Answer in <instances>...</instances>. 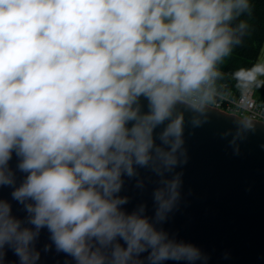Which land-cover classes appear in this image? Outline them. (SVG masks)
Here are the masks:
<instances>
[{"label": "water", "instance_id": "95a60500", "mask_svg": "<svg viewBox=\"0 0 264 264\" xmlns=\"http://www.w3.org/2000/svg\"><path fill=\"white\" fill-rule=\"evenodd\" d=\"M0 57V264H264V123Z\"/></svg>", "mask_w": 264, "mask_h": 264}, {"label": "built area", "instance_id": "2783aa9c", "mask_svg": "<svg viewBox=\"0 0 264 264\" xmlns=\"http://www.w3.org/2000/svg\"><path fill=\"white\" fill-rule=\"evenodd\" d=\"M109 0L94 23L85 29L81 42L55 43L41 34L37 20L23 22L17 30L0 28V57H11L34 72L46 65H65L80 75L126 84L166 98L190 101L198 107L207 104L221 112L233 113L247 120L264 123V99L257 97L252 84L237 92L227 82H221L217 71L202 61H190L181 66L162 60L165 45L159 43L156 52L146 59L120 56L108 48V39L115 26Z\"/></svg>", "mask_w": 264, "mask_h": 264}, {"label": "trees", "instance_id": "16d2710c", "mask_svg": "<svg viewBox=\"0 0 264 264\" xmlns=\"http://www.w3.org/2000/svg\"><path fill=\"white\" fill-rule=\"evenodd\" d=\"M39 1L21 0L11 20L12 31L24 21L36 20ZM108 1L89 0L87 9L98 16ZM263 43L264 0H203L178 63L185 66L190 61H202L217 71L221 82L241 92L250 85L248 80Z\"/></svg>", "mask_w": 264, "mask_h": 264}, {"label": "crops", "instance_id": "0c3cea01", "mask_svg": "<svg viewBox=\"0 0 264 264\" xmlns=\"http://www.w3.org/2000/svg\"><path fill=\"white\" fill-rule=\"evenodd\" d=\"M113 1L111 10L116 23L114 31L108 39L110 50L115 51L120 56L126 54L130 60L141 59L139 57L131 58L133 42L138 36L143 37V39L148 36L153 42L152 49L154 48L155 52L159 43L165 45L163 56L166 53L168 60L172 61L175 58L174 51L178 53L177 62L180 59L179 54L185 51L203 0ZM95 17H93L90 25L85 24L83 21L81 27L84 29L90 27L94 23ZM248 81L253 86L263 85L257 97L264 99V43ZM255 93L257 94L256 89Z\"/></svg>", "mask_w": 264, "mask_h": 264}, {"label": "rangeland", "instance_id": "374dc122", "mask_svg": "<svg viewBox=\"0 0 264 264\" xmlns=\"http://www.w3.org/2000/svg\"><path fill=\"white\" fill-rule=\"evenodd\" d=\"M89 0H40L34 12V17L41 26V34L47 35L51 41L63 44L69 41L73 43L81 42L84 36L85 29L80 28L81 23L91 24L93 17L96 16L94 12L87 9ZM21 0H0V28H9L13 16L20 8ZM138 40H140L138 42ZM153 42L148 36L146 39L138 36L133 42L134 58H146L155 52ZM174 59L168 60L166 53L162 57L164 63H176L178 53L174 51ZM180 59H181V53ZM124 57L128 58L126 54ZM258 95L263 88L262 84L254 86Z\"/></svg>", "mask_w": 264, "mask_h": 264}]
</instances>
